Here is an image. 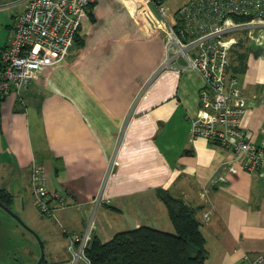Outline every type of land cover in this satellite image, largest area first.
<instances>
[{
    "label": "crops",
    "instance_id": "obj_1",
    "mask_svg": "<svg viewBox=\"0 0 264 264\" xmlns=\"http://www.w3.org/2000/svg\"><path fill=\"white\" fill-rule=\"evenodd\" d=\"M143 2L94 0L69 57L46 69L21 94L13 92L0 102V189L11 194L13 212L34 220L32 168L43 163L48 190L68 204L54 214L65 238L67 231L84 232L94 212L91 198L106 189L110 203L95 211L94 235L103 242L127 231L118 227L128 221L134 225L128 229L175 232L159 196V190H166L197 210L206 264H244L246 256L264 255V179L231 174L228 182L202 195L205 181L230 160L231 152L204 138L190 140L204 81L194 71L157 74L164 33L150 29L152 10ZM16 3L22 6L15 15L25 9L26 0ZM263 38L264 32L259 41ZM259 41L251 40L246 49L235 46L229 69L248 99L241 126L256 144L264 140V109L254 99L264 89V58L255 57L250 46ZM155 75L118 148L121 122ZM113 157L118 165L107 178ZM104 217L113 218L110 227ZM67 244L65 239L64 256L56 264H71Z\"/></svg>",
    "mask_w": 264,
    "mask_h": 264
},
{
    "label": "built area",
    "instance_id": "obj_2",
    "mask_svg": "<svg viewBox=\"0 0 264 264\" xmlns=\"http://www.w3.org/2000/svg\"><path fill=\"white\" fill-rule=\"evenodd\" d=\"M169 0H144L151 8L148 23L152 31H163L165 51L157 71L183 74L194 71L204 85L200 90V109L191 119L190 140L204 138L218 143L231 152V158L221 165L201 188L207 197L218 185L228 182L229 175L257 174L264 179V140L261 144L250 141L242 126L248 99L240 87L239 79L229 74L231 51L236 37L243 30L264 29V0H184L168 20ZM94 0H26L25 9L16 14L9 28V42L0 52V97L16 92L21 94L49 67L67 59L75 46L84 14ZM12 6V5H11ZM235 17L245 20L237 21ZM181 23L182 27L175 25ZM156 78L152 77L136 97L133 108L120 124L117 147L124 143L137 106ZM254 99L264 109V89ZM118 165L116 157L110 159L107 178ZM35 203L47 216L68 206L60 194H51L47 188L46 169L36 162L32 168ZM94 212L82 234L67 231L71 264L90 261L85 255L96 230L95 211L108 205L106 189L91 198ZM82 209V206H77ZM209 213L204 218L209 220ZM244 264H264V255L244 257Z\"/></svg>",
    "mask_w": 264,
    "mask_h": 264
},
{
    "label": "trees",
    "instance_id": "obj_3",
    "mask_svg": "<svg viewBox=\"0 0 264 264\" xmlns=\"http://www.w3.org/2000/svg\"><path fill=\"white\" fill-rule=\"evenodd\" d=\"M175 27L182 25L177 23ZM4 98L0 97V102ZM159 196L167 205L175 232L141 226L116 233L106 242L94 235L85 251L90 264H206L208 251L197 210L166 190H159ZM0 201L12 210L7 190L0 189Z\"/></svg>",
    "mask_w": 264,
    "mask_h": 264
},
{
    "label": "rangeland",
    "instance_id": "obj_4",
    "mask_svg": "<svg viewBox=\"0 0 264 264\" xmlns=\"http://www.w3.org/2000/svg\"><path fill=\"white\" fill-rule=\"evenodd\" d=\"M21 0H0V52L2 48L6 45L10 39V32L8 26H11L13 23V18L16 13L18 5L16 2ZM143 1V0H142ZM184 0H169L167 2L168 9V19L170 22L173 20V14L175 10L180 6ZM14 7L11 5L15 4ZM136 4L131 3L132 12H136ZM136 18V16H135ZM262 31H255L251 36L257 38L263 36ZM237 44L246 49V45L250 44L252 38L250 37L249 30L241 31L237 37ZM244 43V44H243ZM233 47V48H234ZM36 199V197H35ZM34 220L27 219L24 216H21V219L25 221V224L29 229H25L20 225L13 217L5 213L4 210L0 207V264H36L41 256L42 252L45 253V264H54L64 256L63 251H65L64 240L65 234L63 232V227L56 222L55 215L47 216L36 209L34 213ZM97 218V215H95ZM129 219L128 216L125 217ZM136 217H133V219ZM56 219V218H55ZM112 219L103 218L102 221L106 222L109 227L112 224ZM139 220L145 221V219L139 217ZM134 226L130 225V221L124 223L123 227H118L117 222L115 221L114 227L123 228L120 230H132L126 228ZM174 230H172L173 232ZM68 247V244H67ZM71 260V259H70ZM11 261L13 263H11ZM56 264V263H55ZM77 264H85L78 262Z\"/></svg>",
    "mask_w": 264,
    "mask_h": 264
},
{
    "label": "water",
    "instance_id": "obj_5",
    "mask_svg": "<svg viewBox=\"0 0 264 264\" xmlns=\"http://www.w3.org/2000/svg\"><path fill=\"white\" fill-rule=\"evenodd\" d=\"M255 47V48H254ZM250 52L255 56V57H262L264 58V38L259 41V42H254L253 46H250ZM0 207L3 208L7 213L13 217L20 225H22L25 229H29V227L25 224V222L21 219L20 216H18L15 212H13L10 208H8L6 205H4L0 201ZM31 231V230H30ZM45 260V253L44 251L42 252V256L40 260L36 264H42Z\"/></svg>",
    "mask_w": 264,
    "mask_h": 264
}]
</instances>
